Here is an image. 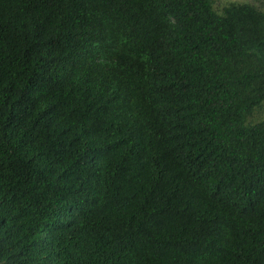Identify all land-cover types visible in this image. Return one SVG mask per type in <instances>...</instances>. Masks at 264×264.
Here are the masks:
<instances>
[{
	"label": "trees",
	"instance_id": "obj_1",
	"mask_svg": "<svg viewBox=\"0 0 264 264\" xmlns=\"http://www.w3.org/2000/svg\"><path fill=\"white\" fill-rule=\"evenodd\" d=\"M0 0V264H264V8Z\"/></svg>",
	"mask_w": 264,
	"mask_h": 264
},
{
	"label": "rangeland",
	"instance_id": "obj_2",
	"mask_svg": "<svg viewBox=\"0 0 264 264\" xmlns=\"http://www.w3.org/2000/svg\"><path fill=\"white\" fill-rule=\"evenodd\" d=\"M230 2H249L264 8V0H215L214 8L220 12L222 8Z\"/></svg>",
	"mask_w": 264,
	"mask_h": 264
}]
</instances>
